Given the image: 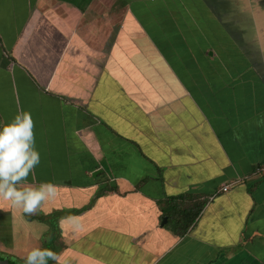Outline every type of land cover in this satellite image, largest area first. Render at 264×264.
<instances>
[{"label":"crops","instance_id":"0c3cea01","mask_svg":"<svg viewBox=\"0 0 264 264\" xmlns=\"http://www.w3.org/2000/svg\"><path fill=\"white\" fill-rule=\"evenodd\" d=\"M22 111L21 186L57 192L0 199L2 255L264 264V0H0V124Z\"/></svg>","mask_w":264,"mask_h":264},{"label":"clouds","instance_id":"9594fccd","mask_svg":"<svg viewBox=\"0 0 264 264\" xmlns=\"http://www.w3.org/2000/svg\"><path fill=\"white\" fill-rule=\"evenodd\" d=\"M33 128L32 116L27 111L18 112L10 122L0 124V199L10 201L28 215L42 209L43 203L57 192V186L52 182L21 186L40 163ZM76 219L74 216L62 217L60 227L73 224ZM49 260L60 264L57 253L37 247L28 252L24 264H48Z\"/></svg>","mask_w":264,"mask_h":264},{"label":"trees","instance_id":"16d2710c","mask_svg":"<svg viewBox=\"0 0 264 264\" xmlns=\"http://www.w3.org/2000/svg\"><path fill=\"white\" fill-rule=\"evenodd\" d=\"M203 208V205L199 206V210L196 212H191V210H185L183 211L184 216L182 217L183 226H181V228L178 230V233L180 235H185L187 233V231L189 230V228L192 226V224L195 222V220L197 219L199 213L201 212V209ZM172 219V217L170 218Z\"/></svg>","mask_w":264,"mask_h":264},{"label":"water","instance_id":"95a60500","mask_svg":"<svg viewBox=\"0 0 264 264\" xmlns=\"http://www.w3.org/2000/svg\"><path fill=\"white\" fill-rule=\"evenodd\" d=\"M165 221L166 220H164V222ZM0 264H16V263H14L10 259L6 258V259H0Z\"/></svg>","mask_w":264,"mask_h":264},{"label":"rangeland","instance_id":"374dc122","mask_svg":"<svg viewBox=\"0 0 264 264\" xmlns=\"http://www.w3.org/2000/svg\"><path fill=\"white\" fill-rule=\"evenodd\" d=\"M5 254H7L6 251L3 252V255L0 253V259H6V258L9 259V256H7V255H5ZM10 260H11L12 262L16 263V261H15L13 258H10ZM16 264H18V263H16Z\"/></svg>","mask_w":264,"mask_h":264},{"label":"built area","instance_id":"2783aa9c","mask_svg":"<svg viewBox=\"0 0 264 264\" xmlns=\"http://www.w3.org/2000/svg\"><path fill=\"white\" fill-rule=\"evenodd\" d=\"M263 170H264V168H263ZM222 190H223L224 192H227V191L229 190V186H227V185L224 186Z\"/></svg>","mask_w":264,"mask_h":264}]
</instances>
